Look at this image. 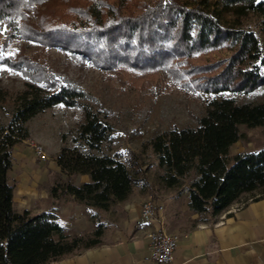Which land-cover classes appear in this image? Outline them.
<instances>
[{
	"label": "trees",
	"instance_id": "trees-1",
	"mask_svg": "<svg viewBox=\"0 0 264 264\" xmlns=\"http://www.w3.org/2000/svg\"><path fill=\"white\" fill-rule=\"evenodd\" d=\"M92 2V18L86 26L50 25L42 18L40 27L28 25V31L89 56L100 68L113 70L123 64L164 69L173 78L187 75L182 83L193 89L226 94L204 100L205 113L197 118L195 128L164 129L145 140L140 152L110 153L102 150V144L111 126L90 103L81 101L82 89L30 58L3 55L0 62L19 69L29 81L13 99L9 119L0 120V264H50L100 243L105 226L101 212L126 199L135 186L147 185L142 156L148 151L161 170L158 181L164 188H179L194 174L186 191L188 208L199 220L210 219L244 192L264 195V146L230 151L236 141L245 139L242 125L264 127V100L239 104L231 95L264 85V0H194L192 4L157 0L153 7L127 14L104 0ZM20 4L19 0H0V17L19 12ZM105 5L114 12L106 10L103 19ZM221 44L231 49L229 57L210 63L190 59L194 53ZM220 66L219 72L209 74ZM8 95L0 87V105ZM58 103L80 105L83 119L75 127L73 145L62 144L55 162L63 173L87 174L89 180L55 183L49 195L54 199L69 195L87 207L94 228L79 234L68 232L53 210L17 211L13 184L8 180L12 148L29 137L27 120Z\"/></svg>",
	"mask_w": 264,
	"mask_h": 264
},
{
	"label": "rangeland",
	"instance_id": "rangeland-1",
	"mask_svg": "<svg viewBox=\"0 0 264 264\" xmlns=\"http://www.w3.org/2000/svg\"><path fill=\"white\" fill-rule=\"evenodd\" d=\"M19 1L21 2L20 6L18 5L19 12L13 10L8 12L7 17H0V52L12 58L19 56L30 58L44 66L50 73L66 76L82 89L85 96L81 101L90 103L96 111H99V117H103L111 126L102 144V150L105 152L124 150L140 152L145 140L164 129L195 128L197 118L205 113L204 100L226 94V92L209 93L201 89H193L182 83V80L189 78L187 75L181 77L182 80L173 78L174 76L170 72V74L166 73L164 69H137L123 64H118L113 70L100 68L89 56L73 53L54 43H48L44 35L32 36L28 31V25L40 27L42 18L50 25L63 24L71 28L86 26L90 17L92 18V0H40L32 4L29 0ZM104 1L108 5L110 3L113 6L118 5L119 12L127 14L139 13L146 6L153 7L157 0ZM184 1L192 4L194 0ZM108 5L103 6V19L105 13L114 12V8ZM87 16L88 20H86ZM261 36L263 37V34ZM231 53V49L226 44H221L194 53L190 59L196 63H210L229 57ZM220 69L221 66L212 69L209 74H216ZM26 81H29L28 77L19 69L0 62V87L9 93L7 101L0 105V120L6 122L9 119L13 109V99L24 88ZM231 95L239 104L263 100L264 85L249 92ZM82 119L83 112L80 105L65 106L61 103L28 119L26 126L32 138L18 145L22 160L29 166H44L45 169H49V181L53 184L64 182L80 184L88 181L87 174L64 173L61 176L60 173L49 168L62 144L73 145L72 135L76 134L75 127ZM240 129L245 133V139L240 141L246 150L264 146V127L247 128L242 125ZM62 134H64V142H61ZM35 138L45 143L43 147L45 160L38 158L31 146V142L36 143ZM12 155L18 163L20 158L18 150L13 149ZM142 163L148 192L151 197H155L162 193L161 190H165L158 181L161 170L149 151L142 156ZM193 177L194 174L190 173L184 182H189ZM69 197L64 195L54 199L49 195V201H64L66 204ZM66 205L69 207L68 204ZM83 212L85 213L82 214L90 219L88 209L84 208ZM71 213L72 211L67 214ZM68 215L64 219L68 220ZM82 219H85V216L83 218L82 215ZM58 221L64 223L62 218ZM87 227H89L88 222L83 224L81 229Z\"/></svg>",
	"mask_w": 264,
	"mask_h": 264
},
{
	"label": "crops",
	"instance_id": "crops-1",
	"mask_svg": "<svg viewBox=\"0 0 264 264\" xmlns=\"http://www.w3.org/2000/svg\"><path fill=\"white\" fill-rule=\"evenodd\" d=\"M31 138L29 133L27 140ZM35 141L44 147L39 138ZM19 144L12 148L18 150V163L12 155L14 161L8 171L15 209H27L31 213L53 210L70 233L92 230L94 223L82 214L87 207L77 204L72 196L66 202L69 207L64 201H49L48 189L53 185L49 181V169L27 165ZM244 150L240 140L230 148L232 154ZM49 168L64 175L55 158ZM187 184L165 188L155 197H151L147 185L135 186L126 199L101 212L105 226L100 243L50 264H158L150 257L148 233L159 228L178 235L172 260L166 264H264V195L244 192L210 219L199 220L198 214L188 208ZM149 197L163 207L154 220L140 215L141 203ZM66 215L68 220L64 219ZM87 222L89 227L81 229Z\"/></svg>",
	"mask_w": 264,
	"mask_h": 264
},
{
	"label": "built area",
	"instance_id": "built-area-1",
	"mask_svg": "<svg viewBox=\"0 0 264 264\" xmlns=\"http://www.w3.org/2000/svg\"><path fill=\"white\" fill-rule=\"evenodd\" d=\"M35 154L41 160L46 159L43 146L39 143L31 142ZM162 205L155 203L153 198L145 199L140 206V215L144 219H157L158 213L162 210ZM150 240V257L158 264H166L172 260L173 252L177 246L178 235L168 233L164 229H155L148 233Z\"/></svg>",
	"mask_w": 264,
	"mask_h": 264
},
{
	"label": "snow or ice",
	"instance_id": "snow-or-ice-1",
	"mask_svg": "<svg viewBox=\"0 0 264 264\" xmlns=\"http://www.w3.org/2000/svg\"><path fill=\"white\" fill-rule=\"evenodd\" d=\"M0 59H3V53H0Z\"/></svg>",
	"mask_w": 264,
	"mask_h": 264
}]
</instances>
